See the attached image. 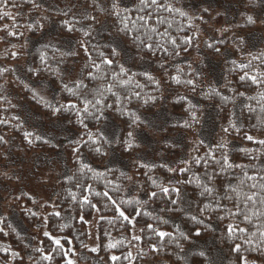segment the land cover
Wrapping results in <instances>:
<instances>
[{
  "label": "trees",
  "instance_id": "16d2710c",
  "mask_svg": "<svg viewBox=\"0 0 264 264\" xmlns=\"http://www.w3.org/2000/svg\"><path fill=\"white\" fill-rule=\"evenodd\" d=\"M187 1L157 0L159 7H145L140 0H118L119 16L113 12V0H105L104 7L97 0H83L85 9L79 15L76 14V5L57 11L41 0H37L41 7L36 9L25 0H10L6 7L0 5V14L4 11L12 14L9 17L0 16V69H7L0 71V121H7L0 123V136L6 141L0 142V156L11 143L19 145L17 151L26 154L61 149L66 155L67 171L56 182L54 199H36L30 194L14 198L18 215L33 232L31 238L18 229L10 216L0 211V217H3L0 220V229H3L0 232V264H22L28 260L30 264H67L72 256L85 264H145L151 259L161 260L162 264H212L204 251L205 256H200L201 250L198 249L189 251L196 241L204 242L210 238H215L222 250L224 264H245V261L247 264H264V236L261 235L264 232V187H261L264 180L260 179L264 177V143H259L264 141V83H253L251 80L252 76H256L264 81V58L253 59L264 52V44L247 52L242 51L240 38L237 46H233L227 38L231 30L227 31L223 43L203 39L201 26L204 15H192L183 5ZM12 4L16 7L13 8ZM165 5L174 10H168ZM247 6L264 15V0H250ZM141 8L143 11H140ZM181 12L184 14L181 15ZM222 15L214 17L217 28L222 26ZM247 15L251 14L245 13L243 22L237 26L242 31L257 26L253 15L255 23L246 22ZM84 16L95 17V21L84 19ZM140 16H144L145 20L141 21ZM65 19L72 21L76 30L68 32L61 24ZM106 20L132 52L154 59L163 69L162 76L125 64L120 53L113 57L111 50L114 46L109 41L98 43L95 39L97 30ZM122 20L124 23H121ZM52 24L57 25L61 34L73 40L72 49H62L41 41L31 44V40L41 37ZM5 25L8 27L5 28ZM29 25L32 27L29 28ZM90 25V35L84 37L80 29L89 31ZM125 25L131 29L127 35L119 31ZM9 32L15 35H8ZM133 35L139 36L143 44L140 41L134 43ZM81 41L87 42V52ZM209 44H213L214 48L208 47ZM146 45H151V49ZM215 48L220 51L216 52ZM227 48H233L232 55L225 59L220 82L202 85L204 77L201 70L194 67L193 55L204 51L213 57H220ZM101 52L113 60L112 65L101 63ZM42 53L46 57L44 61L41 60ZM198 60L203 64V58ZM75 61L80 62L79 77L71 83H64L63 73ZM93 61L100 64L99 69L92 66ZM21 62L29 64L27 75L30 79L45 80L51 84L55 89L53 101L38 97L17 76L16 64ZM242 64L245 67H241ZM121 65L126 72L119 73ZM89 72L96 78L89 77ZM114 72L119 73V77H114ZM121 80L127 83H121ZM187 80H193L195 86L187 84ZM64 85L73 91H67ZM166 89L173 93L169 104L183 117L179 125L190 137L187 154L172 166L165 162L149 164L139 159H132L126 167L108 164L112 150L128 157L138 148L124 150L123 141L127 132L133 131L138 144L137 129L147 126L145 115L160 111ZM85 98L91 102L88 113L82 111ZM97 100L101 103L96 104ZM198 100L211 104L217 110L218 137L215 139L206 140L201 135L205 111ZM18 101L45 120L66 121L74 132L73 137H61L57 143L28 130L20 113H17L21 106ZM68 103L75 104L76 109L65 108L55 112L53 107L48 106L59 107ZM97 109L103 113L98 122L94 118L100 115ZM193 112L198 122L192 119ZM108 115L119 125L115 138H119L120 144L105 143L103 151L97 153L94 145L82 143L78 146L75 143L88 139L85 128L78 123V116L84 118L88 130L106 136L102 128ZM137 116L143 122L132 124ZM185 121L191 127H183ZM233 124L235 127L231 126ZM26 132L33 135L26 137ZM36 136L42 139L37 140ZM249 136L253 139L249 140ZM221 144L225 146L220 147ZM76 147H79L78 153L73 151ZM225 156L227 163L223 159ZM196 159L201 162L195 163ZM168 167L175 171L169 172ZM182 168L188 171L181 172ZM248 176H256L257 179L248 180ZM252 184H256L255 189L251 188ZM161 186L178 188L179 198L175 193H162ZM206 188H212L213 193L208 195ZM151 192H157V197L149 199ZM253 194L255 202L249 201L245 207L246 196ZM226 196L229 198L226 199ZM172 199H178V203L171 204ZM205 204L209 207L201 212ZM218 204L220 209L214 210ZM236 205L240 206L241 212L230 215L236 212ZM120 212L128 218L121 217ZM244 215L249 219L245 220ZM193 216L203 220V223L191 219ZM220 216L224 218L218 219ZM230 223L237 229L231 235L227 232ZM90 224L96 231L95 247L89 244ZM149 224L153 227L148 228ZM239 228L246 231L240 232ZM197 229L200 230L198 236L195 235ZM161 231L167 235L161 237ZM45 232L49 235L45 236ZM134 236L141 239L135 240ZM56 239L60 240V246L55 244ZM236 245H240L239 251L235 250ZM38 248L44 251L38 252ZM13 253L18 255L14 257ZM44 255H51L52 259L45 260ZM113 256L119 259L112 260Z\"/></svg>",
  "mask_w": 264,
  "mask_h": 264
},
{
  "label": "rangeland",
  "instance_id": "374dc122",
  "mask_svg": "<svg viewBox=\"0 0 264 264\" xmlns=\"http://www.w3.org/2000/svg\"><path fill=\"white\" fill-rule=\"evenodd\" d=\"M44 5L53 10H65L73 5H76V14L84 12L85 4L83 0H41ZM101 7H104L105 0H97ZM128 1V0H126ZM250 0H188L183 5L192 15L203 14V24L201 31L203 39L210 41H220L230 38L233 46L239 44V38L243 39L241 44L242 51H250L264 44V28L262 23L264 15L261 11L251 10L247 4ZM207 9L206 13H202ZM248 13L255 17L257 26L248 30L242 31L238 29L244 20V14ZM218 14H223L222 26L217 28L214 17ZM227 29L226 31H222ZM237 38V40H236ZM97 42L102 43L109 41L117 51L121 54L125 64L134 68H142L154 71L159 76H162L163 69L157 64L154 59L137 56L132 52L124 42L119 39L118 35L112 28L109 20L104 21L102 26L97 30ZM48 42L57 45L58 47L70 50L74 46V42L69 37L61 34L57 25L52 24L41 37L31 40L34 42ZM233 49V48H232ZM232 49L227 48L222 56L213 57L211 54L199 51L193 56V65L199 68L204 77L201 82L202 85H209L211 82L219 83L221 80V72L223 64L227 57L232 55ZM203 58V64L199 63L198 58ZM27 62L16 64L17 76L27 84L34 93L41 99L46 101H53L55 98V89L48 81L38 80L33 81L27 75ZM203 65V66H201ZM80 62L75 61L67 68L62 76L64 83H71L79 77ZM10 93H15L11 91ZM173 93L166 89L164 104L159 112L154 115L143 116L147 120L145 128L137 129L136 138L139 147L133 152L131 156H123L115 150L111 151L108 159V164L119 165L126 167L132 159H139L143 162L152 164L156 162H165L172 166L176 161L182 159L188 151L190 137L183 132L180 123L183 117L177 114L171 108L169 100ZM14 99H16L14 97ZM205 111V118L201 128V135L206 140L215 139L218 137L217 133V110L211 104L203 103L198 100ZM20 117L23 120L26 128L37 134L42 135L47 140H54L59 143L60 138H71L74 132L68 127L64 120H45L42 116L36 114L29 107L26 108L22 102L18 101ZM103 131L108 139L113 140L119 131L118 123L111 117L106 116L103 125ZM19 145L11 143L9 148L3 151L0 156V211L14 221L18 229L25 233L29 238L33 235L20 218L16 211L14 198L22 194H30L36 199L52 200L54 199V189L57 180L66 174V155L63 150L42 152H34L26 154L25 152H18ZM91 239L90 247L97 245L96 231L93 224H90ZM198 249L204 251L209 256L212 264H224L225 258L222 250L216 244L215 238H210L207 241H196L189 251ZM70 260L74 264H85L78 260L77 257L72 256ZM27 261L22 264H30ZM21 264V263H19ZM145 264H162L161 260H148Z\"/></svg>",
  "mask_w": 264,
  "mask_h": 264
},
{
  "label": "snow or ice",
  "instance_id": "6c2138e0",
  "mask_svg": "<svg viewBox=\"0 0 264 264\" xmlns=\"http://www.w3.org/2000/svg\"><path fill=\"white\" fill-rule=\"evenodd\" d=\"M9 2H10V0H0V5H3V6L6 7V6H8ZM140 2H141V4L144 5L145 7H148V6H156V7H159V5L157 4V0H150V5H149V0H140ZM25 3L31 4L33 9H36V8L41 7V5H40L39 3H37V0H25ZM12 7L15 8L16 5H15V4H12ZM165 7L168 8V10H174V9H172L170 6L165 5ZM112 9H113V12L115 13V15H117V16L120 15V5H119L118 0H113V3H112ZM124 11L127 12L128 9H124ZM140 11H143V8H141ZM205 11H207V9H205ZM183 14H184V13L181 12V15H183ZM11 15H12V14H11L10 12H8V11H4L2 14H0V16H2V17H9V16H11ZM64 15H67V13H64ZM149 15H150V14H149ZM45 19H47V17H45ZM84 19H90V20L95 21V17H91V16H84ZM139 19H140L141 21H143V20H145V17H144V16H140ZM246 22L249 23V24H251V23H255V20H254V18H253L252 15H247V16H246ZM37 23H38V22H37ZM121 23H124V21L122 20ZM61 24L65 27V29H66L68 32H72V31L76 30V29H75V24H74L72 21L68 20V19H65V20L61 21ZM7 27H8V26L5 25V28H7ZM31 27H32V25H29V28H31ZM40 27H43V25H40ZM91 27H92V26L90 25V26H89V29H90L89 31H84L83 29H80V31L83 32V36H84V37H88V36L90 35ZM226 30H227V29H223L222 31H226ZM119 31H122V32L125 33V35H127V34H129V32L131 31V29H128L127 25H125L123 28L119 29ZM153 31H155V29H153ZM165 34H166V33H165ZM8 35H15V33H14V32H9ZM132 41H133L134 43H135L136 41H140V43L143 44V41L140 40V37L137 36V35H133V36H132ZM223 42H224V41L221 39V40H220V43H223ZM240 42H241V44H243V43H244L243 39H241ZM110 43H111V42H110ZM173 43H175V41H173ZM81 46L84 48V51H85V52L88 51V47H87V42H86V41H81ZM146 47H148L149 49H151L152 46H151V45H146ZM208 47H210V48H214V45H213V44H209ZM215 51H216V52H219L220 49H219V48H215ZM69 54H70V55H75V53H69ZM13 55H16V54L14 53ZM111 55H112L113 57L119 55V52L117 51V47H113V48H112V50H111ZM100 56L103 58V59L101 60V63H103V64H107V65H112V64H113V60H112V59H109L107 56H105V54H104L103 52L100 53ZM261 58H264V52H262V53L260 54V56L253 57V59H261ZM45 59H46V57H45V55L42 53V54H41V60L44 61ZM92 66L95 67V68H97V69L100 68V64H96L94 61H93V65H92ZM241 67H245V65L242 64ZM0 71H7V69H0ZM29 71H33V69H29ZM124 72H126V69L123 67V65H121V66L119 67V73H124ZM119 73L114 72V73H113V76H114V77H119ZM88 75H89V77H91V78H93V79L96 78V77L93 75V73H91V72H89ZM150 78H151V77H150ZM240 79L243 80L244 77L241 76ZM251 80H252L253 83H264V81H260V80H258L256 76H252V77H251ZM120 82H121V83H127V81H124V80H121ZM77 83H79V82H77ZM186 83L189 84V85H193V87L195 86L193 80H187ZM64 87H65V89H66L67 91H69V92H72V91H73L72 89L68 88L67 85H64ZM108 90L111 91V86H109V89H108ZM33 91H35V90H33ZM74 94H75V93H74ZM136 95H139V93H137ZM241 95H243V93H241ZM34 98H35V97H34ZM90 103H91V102L88 101L86 98L84 99V108L82 109L83 112L88 113V108H89ZM100 103H101L100 100H97V101H96V104H100ZM48 106H49V107H53L55 112H60L62 109H65V108L70 109V110H74V109H76V105L73 104V103L61 104V105H59V107H54V106L51 105V104H49ZM94 106H95V105H93V107H94ZM108 107H111V105H108ZM97 111H100V115H97V116H95L94 118H95V120L98 122V121L101 119L103 113H102V111H101L100 109H97ZM191 115H192V119L198 122V119H197V117H196V114L193 112ZM137 121H140V117H139V116L135 117V119L132 121V124H136ZM140 122L142 123L143 121H140ZM0 123H7V121H0ZM78 123H80V124L85 128V130H86V131H85V135H86L87 138H88L87 140H78V141H76L75 143H76L78 146H79L80 144H82V143H84V144H91V145H94V146H95V149H94V150H95L97 153H101V152L103 151V144L106 143V144L111 145V144H113V143H115V144H120V143H121V141L119 140L118 137L115 138V139H113V140H109V139H108L106 136H104V134L101 133V132H97L96 134H94L91 130H88V126H87V124L84 122V118H83V117L78 116ZM231 126H232V127H235L234 124L231 125ZM183 127H186V128H187V127H191V125H190L187 121H185L184 124H183ZM223 131L227 132L228 129H223ZM32 135H33L32 133H27V132L25 133V136H26V137H30V136H32ZM35 138H36L37 140L42 139L41 136H36ZM247 138H248L249 140L253 139L251 136H249V137H247ZM0 142H6V141L4 140V137H3V136H0ZM29 142H31V140H29ZM201 143H202V142H201ZM259 143H264V141H259ZM123 144H124V150H125V151H130V150H132V149L135 148V147H139V144H137V143L135 142V137H134V133H133V131H128V132H127V135H126V138H125L124 141H123ZM224 146H225L224 144H221V145H220V147H224ZM73 151L78 153V152H79V147L74 148ZM213 159H215V157H213ZM223 159H224V162L227 163V157L225 156ZM200 162H201L200 159H196V160H195V163H197V164H199ZM216 162H217V163H220V161H216ZM185 163H187V162H185ZM141 166H142V167H147V165H141ZM227 166H228V167H232L231 164H228ZM165 167H167V166L165 165ZM236 167H244V166H243V165H236ZM167 170H168L169 172H173V171H175V169H173V168H171V167H168ZM180 171H181V172H186V171H188V169H187V168H182V169H180ZM121 175H123V173H121ZM128 178L131 179V177H128ZM247 179H248V180H256L257 177H256V176H248ZM260 179H261V180H264V177H260ZM155 183H156V182L153 181V184H154V185H155ZM178 183H180V182H178ZM261 187H264V185H261ZM251 188L255 189V188H256V184H252V185H251ZM160 191H161L162 193H164V194H168V193H170V192H171V193H175V194L177 195V198H179V195H180V190H179L178 188H175V187H171V188H170V187H164V186H161ZM205 192H206L208 195H211V194L213 193V189H212V188H206V189H205ZM204 194H205V193H201V195H204ZM105 195H107V194L105 193ZM157 195H158L157 192H151V193L149 194V199L156 198ZM254 196H255V194L246 196V199H245L244 202H243L245 207L248 206V202H249V201H253V202H255V200H254ZM225 198L227 199V198H229V197L226 196ZM113 203H115V202L113 201ZM144 203H147V201H145ZM170 203L173 204V205H176V204L178 203V199H172V200L170 201ZM208 207H209V205L205 204L204 207H203L200 211H201V212H204ZM220 207H221V206L218 204V205H217V208L214 209V210H219ZM170 210H171V209H170ZM176 210H181V211H182V209H176ZM224 210L227 211V209H224ZM240 212H241L240 206H239V205H236V212L230 213V215L235 216L237 213H240ZM54 214H55V215H59V213H54ZM120 216H121V217H124V213H123V212H120ZM124 218L127 219L128 217H124ZM223 218H224L223 216L218 217V219H223ZM2 219H3V217H0V220H2ZM81 219L83 220V217H81ZM191 219H193V220L196 221L197 223H201V224L203 223V220H200V219H198V218L195 217V216L191 217ZM244 219H245V220H248L249 217H248L247 215H244ZM147 227H148V228H152L153 226L149 224V225H147ZM236 230H237V229H236V227H235L233 224L230 223V224L227 225V232H228L229 235L233 234ZM238 230H239L240 232H244V231H246V229H244V228H239ZM2 231H3V229H0V232H2ZM44 234H45V236H48V235H49L48 232H45ZM159 235H160L161 237H163V236L167 235V233L161 231V232H159ZM195 235H197V236L200 235V230H199V229H197ZM261 235L264 236V232H262ZM133 239H135V240H140L141 237H140V236H134ZM185 239H187V237H185ZM55 244H56L57 246H60V244H61L60 240H59V239H56V240H55ZM178 246H179V245H178ZM235 250H236V251H239V250H240V245H236V246H235ZM37 251H38V252H43L44 250H43L42 248H38ZM93 251H96V249H93ZM17 255H18L17 253H13V256H14V257L17 256ZM64 255H67V253H64ZM130 255H131V253H129V256H130ZM199 255H200V256H205V253H204L203 251H201V252L199 253ZM43 259H45V260H51V259H52V256H51V255H44V256H43ZM111 259H112V260H117V259H119V257L113 256ZM67 264H74V262H73L72 260H68V261H67ZM245 264H247V261H245Z\"/></svg>",
  "mask_w": 264,
  "mask_h": 264
}]
</instances>
